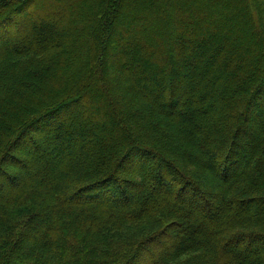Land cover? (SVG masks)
<instances>
[{
	"label": "trees",
	"instance_id": "obj_1",
	"mask_svg": "<svg viewBox=\"0 0 264 264\" xmlns=\"http://www.w3.org/2000/svg\"><path fill=\"white\" fill-rule=\"evenodd\" d=\"M0 264H264L262 0H0Z\"/></svg>",
	"mask_w": 264,
	"mask_h": 264
},
{
	"label": "rangeland",
	"instance_id": "obj_2",
	"mask_svg": "<svg viewBox=\"0 0 264 264\" xmlns=\"http://www.w3.org/2000/svg\"><path fill=\"white\" fill-rule=\"evenodd\" d=\"M262 3L264 4V0H262ZM141 10V9H140ZM230 27H231V25L230 24H228ZM228 25H227V28L229 29V27H228ZM231 29V28H230ZM234 33H236V32H234ZM251 48H252V46H251ZM108 60H110L111 58H107ZM114 59H115V57L114 58H112L111 59V61H113L114 62ZM210 60V58H209V55H207L206 57H205V59H204V61H203V63L202 64H205V63H207L208 61ZM191 65H193L194 66V64H195V62L194 61H192L191 63H190ZM110 67L111 68H113L114 67V64L113 63H111V65H110ZM184 68H188L187 67V65H185L184 63H182V65H181V67H180V69H182V70H180L181 71V73H184L183 72V69ZM162 71V70H161ZM180 73V74H181ZM91 103H92V101H90ZM84 108H87L86 106L84 107ZM88 109V108H87ZM88 113V112H87ZM256 121V119H254L253 120V123L251 124L250 123V125H254V122ZM112 147V146H111ZM20 148H23V147H20ZM176 157V156H175ZM177 158V157H176ZM149 165V164H148ZM214 169V175H216L215 173H217V167L215 168H213ZM135 169L134 168H131V171H134ZM209 186H211L212 187V185H209ZM139 226L138 225H136V226H129V227H127V228H124V229H122L121 231H119L117 234H115V235H113V237H112V239L113 240H120L121 238H127V237H129V236H132V237H140V236H142L143 234H145L146 232H141L140 230H137V228H138ZM123 234H125V236H123ZM122 241V240H121ZM123 242H119V245H121Z\"/></svg>",
	"mask_w": 264,
	"mask_h": 264
}]
</instances>
